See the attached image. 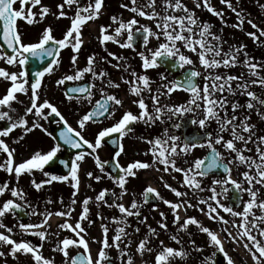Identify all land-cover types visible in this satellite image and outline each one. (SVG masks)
<instances>
[{
  "label": "snow or ice",
  "instance_id": "6c2138e0",
  "mask_svg": "<svg viewBox=\"0 0 264 264\" xmlns=\"http://www.w3.org/2000/svg\"><path fill=\"white\" fill-rule=\"evenodd\" d=\"M220 2L236 16L237 22L232 27L244 30L246 23L255 31H246L245 35L258 47H264V40H261L264 27L245 17L240 0H236L235 6L232 0ZM257 3L264 9V3L260 0ZM130 5H120L133 13L129 19L112 15L110 24L99 25L97 39L107 55L97 59V54L93 53L87 57L86 65L80 67L78 54L84 43L82 28L103 15L105 0H60L55 12H50L42 0H0V62L16 69L0 67V83L4 85V91L0 92V171L8 174V179L0 182V197L8 196L0 200V261L7 264L8 257L19 260L21 256H28L33 264H55L53 258L45 257L41 252L43 242L51 236L59 237V232H50V218L53 215L72 216L75 211L72 205L77 202L76 195L81 186L82 165L88 157L94 160L103 175L87 171L86 177L96 182L107 177L114 185V189H102L95 196L97 207L114 208L119 215L111 217V223L116 225L111 237L108 235L109 226L101 223V238L86 239L88 233L81 222L86 220L91 225L95 221L90 219L89 208L93 198L85 197L76 222L72 224L65 219L57 225L58 229L70 231L75 237L58 239L52 248L53 252L62 255L63 264H135L137 256L142 264H148L145 254L152 257L151 264H187L193 252L202 257L201 264H215L216 252L203 256L204 249L191 238L189 225L207 235L209 244L223 253L227 264H235L216 232L203 226L195 217H187L181 222L180 213L193 207L210 220L231 224L237 231L233 233L224 227L225 239L242 246L253 264H264V135L257 132V126L252 122V113L264 121V60L251 56L243 43L225 49L227 41L212 30L209 22L201 21L183 0H130ZM195 7H203L227 26L223 10L218 11L209 0H196ZM49 14L70 21L63 37L55 38L49 26L35 40H26L18 21L33 25L38 22L37 16L42 21ZM137 17L151 24L141 23ZM151 40L156 42L155 46H149ZM109 42L121 49L132 50L139 57L141 71L133 69L127 57L110 51L107 48ZM66 48L72 53L69 68L72 74L60 75L54 80L55 86L83 81L86 75L89 77L87 83L65 88L63 92L67 101L74 100L77 105L88 106L76 120L75 127L47 97L46 77H53L61 68V50ZM102 63L122 69L131 79L121 76L119 81L112 80ZM161 67L165 71H183L172 80L165 72H158V80L149 75L150 70ZM237 67L246 69V72L228 71ZM121 83L128 85L129 93L136 97L131 103L138 111L124 110L116 119L117 111L124 108V101L109 89L119 90ZM254 86L259 91L253 90ZM176 92L187 93L188 99L179 104L171 103ZM21 96L26 99L22 100ZM239 97L246 99L242 102ZM41 121L54 123L55 130L49 131ZM109 121L112 122L108 126L91 133L93 139L86 138L85 133L91 132V126ZM136 123L148 128L159 126L161 131L152 138H143L150 145L145 153L151 154L150 162L133 160L124 166L119 159L126 152L123 140L133 132L132 126ZM189 125H195L198 131H181ZM17 129L22 130V135L13 138L11 134ZM34 130L49 137L53 142L51 147L47 151L36 150L17 161V148L13 145H20ZM103 142L114 146L111 160L102 161L98 155ZM63 148L72 150L69 160L58 161L68 170L67 174L54 175L45 171L46 165L57 162L58 153ZM197 149H206V154L196 157L194 152ZM107 165L111 168H106ZM147 169L178 173L182 177L181 186L191 190L193 195L205 191L210 195L206 199L198 198L194 205L186 198L188 191H180L164 181L163 186L174 193L177 201L164 199L151 185L143 189L138 200L135 192L127 187L128 178H136L138 171ZM234 171L238 178H233ZM36 172L42 173L46 179L37 181ZM24 175L30 177L29 183L36 192L53 182L68 183L73 192L66 210L55 213L46 208L40 210L19 186ZM213 176L218 178L211 179L210 186H203L204 178ZM176 178L172 176V179ZM160 179L163 181V176ZM87 187L92 185L89 183ZM245 194L248 199H244ZM126 196L130 198L127 204L124 202ZM152 200L161 201L172 212L175 232L168 239L179 247L165 244L159 238L161 232H169L164 211H159L161 219L157 221L161 231L147 223L148 217L143 215L142 209ZM52 203L51 199L46 200V204ZM59 203L63 204V197ZM157 209L158 205H153L151 211ZM221 212L239 218V223L235 219H225ZM7 215L13 216L18 223L9 227L4 223ZM96 216L101 221L108 219L100 212ZM22 217H39V220L24 223L20 222ZM129 218L147 229L136 242L134 251L132 237L141 229L133 227V220ZM16 228L18 233L14 231ZM180 233H188L187 241ZM28 236L37 237L41 243L33 244ZM90 241L100 246L95 257ZM71 249H77L74 255ZM112 249L117 253L115 257L110 254Z\"/></svg>",
  "mask_w": 264,
  "mask_h": 264
},
{
  "label": "flooded vegetation",
  "instance_id": "af4514ba",
  "mask_svg": "<svg viewBox=\"0 0 264 264\" xmlns=\"http://www.w3.org/2000/svg\"><path fill=\"white\" fill-rule=\"evenodd\" d=\"M55 3H58L59 0H53ZM141 2H143V0H141ZM128 3L129 6L130 5V0H124V1H120V3L113 1L111 2V6L110 3L108 1H105V7H111L110 11L112 12L113 10V6H120L121 4H125ZM116 4V5H114ZM118 11L120 12H116L114 14H110L108 12V14L102 15L99 19H98V27H96V31H93V25H95V22H88L83 28H82V37H86L88 38V42H86V44L81 46V51L78 54V61H79V66L83 67L86 65V60L87 57L93 53L97 54V59H99V57L101 56H106L107 53L104 51L103 47L99 44L97 36H98V28L99 25H108L111 23L110 21V17L112 15H117V16H121L127 20L129 19L132 15H124L121 9H118ZM138 19H140L141 23L147 24V23H151L150 21H147L143 18L137 17ZM66 18H59V19H55L54 24L52 25V30L54 31V29L59 28L58 31H54L53 35L55 36V38L60 39L63 37L65 31L67 30V26L63 23L64 20ZM81 37V38H82ZM156 42L154 40L150 41V47L151 46H155ZM107 48L116 53L117 55H122L124 57L128 58L129 63L131 64L132 68L135 69L137 72H140V60L139 57L135 55V53L132 50H128V49H121L118 47V45L116 44H112V43H108L107 44ZM72 55L71 53V49L70 48H66V49H62L61 50V56H62V66L60 69H58L57 73L53 76V77H49L48 82L53 83L54 84V80L56 78H59L60 75L62 74H72L71 71H69L70 68V56ZM109 59H111L109 57ZM113 64L116 63V61H112ZM121 63H123V61H121ZM101 66L110 74V77L112 80L114 81H119V78L121 76H125L127 79H131V76L129 75V73H125L123 72V70H118L115 67H111L106 63H102ZM179 70V73L181 74V72L183 70ZM158 72H165V75L168 76L169 80H172L174 78L177 77L176 74H173L169 71H165V69L163 67L159 68V69H155V70H150L149 71V75L158 80ZM89 80V77L86 75L85 79L83 81H79V82H66L65 85L63 86H58L60 88L61 92H64L65 88L68 87H72V86H79L80 84L83 83H87ZM98 83V82H97ZM153 88H155V85H153ZM110 92H114L118 98H121L124 101V108L117 111L116 113V119H119L122 111L124 110H128L130 109L131 111H133L134 113H136L138 111V109L136 108V106L134 104L131 103V101L133 99H135L136 97L132 96L129 93V86L125 85L123 83H121V88L119 90L116 89H109ZM145 97L147 98V93H145ZM188 99V94L184 93V92H176L173 94L172 100L170 101L171 103H183ZM66 100V99H65ZM147 103H149V105L151 104L150 100H146ZM64 106H66L63 110V114L66 116V118L69 120H72V123L74 126L76 125L75 122L76 120L79 118L80 115H83L84 112L87 110V105H77L76 102L73 101H67L64 104ZM191 115V114H189ZM112 121H109L107 123H102L99 125H93L91 126V132H86V138L88 139H93L92 136V132L98 131L100 128L106 127L108 126ZM133 127V132L128 134L124 140H123V144L125 147V154H122V156L119 158L120 159V163L124 166L127 165V163L132 162L133 160H139V161H145V162H150L152 157L151 154H145L147 153L150 145H148L147 143L144 142L143 138H152L153 136H156L159 134V132L161 131V128L159 126L157 127H153V128H148L145 125H143L142 123H136L135 125L132 126ZM213 127H215V125L213 124ZM186 129L189 130V132L191 131H198V128L195 125H189L188 127H185L183 129H181L182 132H185ZM262 135H264L263 131H262ZM206 149H197L194 152V155L196 157H202L206 154ZM61 152H63V149L61 150ZM60 152V153H61ZM60 153H58L59 156ZM114 153V146L107 143V142H103L102 143V147L100 149H98V155L100 157V159L102 161L104 160H111V157L113 156ZM59 159L57 160V162L54 164V169H48L50 171H52L53 174L55 175H65L64 171L66 168H64L62 165H59ZM162 167V166H161ZM106 168L110 169L111 165H107ZM93 173L95 175H103L99 172V169L96 168L95 166V162H94V171ZM175 175L177 178L176 179H172V176ZM163 176L164 180L161 181L160 177ZM0 178L2 179L3 176L0 175ZM213 178H218V177H207L204 178L203 180V186H210V180ZM233 178H238L236 172H233ZM129 179V183L127 184V187L130 190H133L136 194V198L138 200L141 199V192L143 191V189L148 186L151 185L152 187L156 188L157 191L160 193V195L164 198V199H168L170 201H177L178 198L174 195V193H172L169 189L165 188L163 186L164 181H166L168 184L172 185V187L177 188L180 191H188L189 195L188 197H186L187 199L191 200V202L195 205L197 202L198 198H207L210 193L205 191L203 193H195V195H193L192 191L182 187L181 186V180L182 177L180 174L178 173H164V172H158L155 171L153 169H147V170H140L137 173V177L136 178H128ZM89 180V179H88ZM4 178L2 180H0V182H3ZM62 184V183H61ZM94 185H95V191H96V195L99 193L100 190L102 189H114V185L112 183L111 180H109L107 177L103 178L101 181L96 182L94 181ZM20 187H23L24 189L27 188L29 191H26L28 193V199L34 203L38 202L40 203L41 201V206L42 209H47L49 211H51V205L52 204H46V200L51 199L53 201L54 197V192L53 190L50 191H46L45 188L40 191V192H36L35 190H33V188L31 187L30 184H28L27 186H23V185H19ZM246 186V185H245ZM61 188L64 190H68L69 189V185H65L62 184ZM117 192L119 191L118 189H115ZM45 191V192H44ZM50 193V197L45 198L46 197V193ZM262 194H264V189H262ZM229 196H231V192L229 193ZM107 198V197H106ZM129 197H125L124 198V202L127 204V202L129 201ZM244 199H248L247 195H244ZM0 200H3L2 197H0ZM119 202V201H118ZM225 203H228L227 200L224 201ZM95 204V212H100L102 213V215L104 217H107L108 219H105L103 221H101L100 219H98L99 221L103 222L104 224L109 226V231L112 232V235L114 234V228L116 227V225L111 223V217L114 215H119L117 210L114 208H108L104 205H101L99 208L97 207V202H94ZM153 205H158V209L157 211H151V208L153 207ZM199 207H204V205H199ZM240 208H242V205L240 206ZM240 208H237V210H240ZM159 211H164L166 213L165 216V220L168 223V227H169V232L165 233L168 236H170L171 234H173L175 232V225L173 223V214L172 212L168 209L167 205H164L161 201L158 200H152L150 201V203H148L147 205H145L142 209L143 215L148 217V221L147 223L149 225H151L153 228H156L158 231H161L159 229V226L157 224V221H159L161 219V217L159 216ZM199 210L196 207L193 208H189L187 209V212H181V222H183V219L187 218V217H195L197 218V215L199 214ZM258 212V210H257ZM130 220H133V227L139 226L141 231L139 234H136L132 237L133 239V244L131 245V248L136 246V242L143 237V235L146 233L147 229L145 227V225L143 224H137V222L133 219V218H129ZM33 217H22L20 222H24V223H28V222H33ZM16 222V224L18 223V221L16 219L13 218V216L11 215H7L4 218V223L7 225H10L9 227L15 225L12 222ZM101 225V224H100ZM18 229V228H17ZM129 231H131V229H128ZM198 228L194 225H189V229L188 232H190L192 234V239L195 240V233L198 232ZM163 233V232H161ZM197 234V233H196ZM180 235L183 237V239L185 241H187L188 237V233H180ZM172 242V241H171ZM195 242L197 243V240H195ZM37 244V243H35ZM170 246L173 247H179L178 245H175L174 242L173 244H169ZM197 245V244H196ZM185 247H187V245H185ZM75 254V253H74ZM73 254V255H74ZM110 254L115 257L117 255L115 249L110 250ZM96 255V254H95ZM195 257V259H198V254L196 253H192V257ZM11 258V257H10ZM146 261H151L152 257L149 256L148 254H145ZM20 264H33V262L31 261V259L28 256H21L19 260H17ZM9 263V262H8ZM0 264H2V261H0ZM188 264V262H187Z\"/></svg>",
  "mask_w": 264,
  "mask_h": 264
},
{
  "label": "rangeland",
  "instance_id": "374dc122",
  "mask_svg": "<svg viewBox=\"0 0 264 264\" xmlns=\"http://www.w3.org/2000/svg\"><path fill=\"white\" fill-rule=\"evenodd\" d=\"M105 1H108L110 3V6H111V2H113V1L120 3V1H124V0H105ZM59 2H60V0H59ZM183 2L190 9L202 10L201 12L203 14H205V12H204L205 9L203 7H201V8L195 7L196 0H183ZM209 2L217 4L218 6H216L214 8H216L218 11L222 9L223 11L228 13V18H225L226 23L232 21L231 24L233 25L237 22L235 14L232 13L229 9H227V7L224 4H221L220 0H209ZM232 2H233V5L235 6L236 0H232ZM42 3L50 8V12L57 11L55 6L58 3H55L53 0H42ZM260 3H264V0H260ZM114 5H116V4H114ZM118 5L113 6V9H115V10H113L112 12L110 11L111 7H104L103 15L108 14V12L110 14H114L116 12H119L118 9H121L122 10L121 13H123L124 15H133V13L129 12L128 10H126L124 8H121ZM240 7L243 9L246 18H251L254 21H258L256 23L258 25H260L261 27H264V24L263 25L260 24V20L262 18H264V9H261L259 7L257 0H240ZM33 11H38V9H33ZM231 15H232V18H231ZM225 17H226V15H225ZM55 19L56 18L53 15L49 14L42 21H40L38 16H37L38 22L34 23L33 25H27L23 21H18V23L21 25L23 31L26 34L25 39L26 40H35L42 33L44 28L49 27V26H51V28H52V25L54 24ZM202 19H203L202 21H207L212 25L213 31H214V26L218 27L219 31L218 32L214 31V32L221 35L222 38L227 41V44L224 45L225 49H227L229 45H232V44L238 45L240 43H243L247 46L246 50L249 52V54L251 56L255 57L256 59L260 60V57H258V56H260V53L262 55L264 54V51H262L264 49V47H258L256 44L253 43V41L250 37L245 35L246 31H255L246 23L243 25L244 30H239V29L233 27L234 29H236V31L231 32L230 30L225 28L224 24L220 23L219 19L216 16H213L212 14L209 15V13H208L207 15L203 16ZM215 21H218V22L215 23ZM63 23L67 27H69V25H70V21L68 19H65ZM147 24H151V23H147ZM96 27H98V20L95 22V25H93V31H96ZM221 29H222V31H221ZM58 30H59V28H57V25H56V28L54 29V31H58ZM82 40L84 41V43L82 45H84V44H86V42H88V38H86V37H82ZM261 40H263V39L261 38ZM193 59H195V57H193ZM0 67H6V68H9V70H16V69H12L11 66L4 65L2 62H0ZM48 79H49V77H46L47 97L50 99V101L52 103L56 104L59 107L61 112H63L64 108L66 107V106H64V104L66 103V100H65V97L63 96V92L60 91V88L58 86H55V84L48 82ZM3 91H4V85H3V83H0V92H3ZM20 98L22 100L26 99L23 96H21ZM70 122L72 123L71 119H70ZM252 122L254 124H256V126H258V123H261V122L264 125V121H260V118L255 113H252ZM0 123H2V122H0ZM41 123L44 124V126L47 127L49 129V131H52V129L54 127H56L54 123L49 124L48 122H45V121H41ZM262 124H261V127H262ZM75 126L73 125V127H75ZM262 128L264 129V127H262ZM258 133L261 134V132L259 130H258ZM11 135L13 136V138H16V137L22 135V130H20V129L14 130L13 134H11ZM52 143H53L52 140L49 137H47L46 135H44V133L40 132L39 130H34L32 133L25 136L24 140L21 141L20 145H13L14 147L17 148L18 155L16 156V160L19 161L20 159L27 158L32 152H34L36 150L47 151L51 147ZM249 146H251V145H249ZM247 154L251 155L252 153H247ZM4 155L6 156V154H4ZM0 162H2V158H0ZM45 171H48L50 174H53L52 171L48 170L46 167H45ZM87 171H92V172L94 171V160H92L91 158H88V157H86V162L82 165V171L80 173L81 186H80L79 192L76 195V201L77 202L75 205H72V207L75 209V211L72 213V216L70 218H67V217H59V216L53 215L50 218V223L52 225L50 232H59V237L51 236L48 240L43 242V248L41 249V252L43 253V255L45 257L53 258L55 260V264H63L62 255L58 252L52 251V248L57 243L58 239H63L64 237L75 238L72 232L67 231V230L61 231L60 229L57 228V225L60 223H63L65 219H68L69 223L74 224L79 217V213L82 210V203L81 202L83 201V199L85 197H92L93 198L89 202V208H90V219L95 221L91 225H89V223L86 220L81 222L82 226L86 229V231L88 233V236L85 238L86 239H89L90 237H95L97 239L101 238L102 229H101L100 224L103 222L99 221L97 219V216H96L95 207H94L95 206V204H94L95 199L94 198L96 196L95 185H94V181L88 180V178L86 177L85 173ZM0 175L3 176L4 180L8 179V174L6 172L0 171ZM2 179L0 178V180H2ZM35 179L37 181H40L41 179H46V177H44L42 175V173L36 172L35 173ZM29 180H30V177L27 175H24L20 179L19 185L27 186L28 184H30ZM61 183L65 184V185H69L68 183H63V182H53L52 185H45V187H44L46 191L51 192L53 190V192H54L53 205H51V211L53 213H55L56 211L66 210V206H68L70 204V201L72 199L73 189L69 185V189L64 190L61 188V185H62ZM89 183L92 185L91 188L87 187V185ZM25 191L30 192L31 190L25 188ZM50 196H51L50 193L47 192L45 198H48ZM61 197H63V204L59 203V199ZM2 198L7 199L8 196H4ZM38 206H39L40 210H44V209H42L41 201H40V203L38 202ZM221 215H223L225 217V219H227L229 221L235 219L236 222L239 223V218L231 217L229 214L223 213V212H221ZM52 218H55L54 222L52 221ZM196 219L203 226L208 227L210 230H212L218 234V236L224 242L225 251L228 253V255L230 257H232V259L235 261V264H253L250 256L246 254V252L244 251L242 246L233 244L231 241L225 239V233L223 232L224 227H228V229L230 231H232L233 233H235L237 231V229L232 228L231 224L223 225L218 221L210 220V219H208L207 216H205L201 212H199ZM38 220H39V217H33L32 221L37 222ZM12 223L16 224L15 221ZM8 226H10V225H8ZM14 231L18 233L19 229L16 228V229H14ZM196 233H195V237H196L195 240H197L196 244L204 249L203 256H211V254L213 252H215L216 249L209 244V240H208L207 235L204 233H202V234H204V236L202 234L199 235V231ZM108 235H109V237H111L112 232L109 231ZM168 237L169 236L167 234L161 233L159 238L163 239L165 244H168V245L173 244V242H171L168 239ZM16 238L19 239V236L17 235ZM27 239L31 240L33 242V244H35V243L40 244L41 243V241H39L38 238L34 237V236H28ZM99 247H100L99 244L91 243V241H90V248H91V252H92L94 257H95V254L97 253ZM132 249L134 251L135 246L132 247ZM79 250L82 251V249H79ZM70 251H71V254H74L77 251V249H71ZM200 259H201V257L199 256V254H198V259H195V257L193 256L188 261V264H201L202 260H200ZM147 262H148V264H151V261H147ZM224 262H225V264H227L226 260ZM7 264H20V263L17 260H13L12 258L8 257L7 258ZM135 264H142V261L139 258V256L136 257Z\"/></svg>",
  "mask_w": 264,
  "mask_h": 264
},
{
  "label": "trees",
  "instance_id": "16d2710c",
  "mask_svg": "<svg viewBox=\"0 0 264 264\" xmlns=\"http://www.w3.org/2000/svg\"><path fill=\"white\" fill-rule=\"evenodd\" d=\"M213 7H216V6H218L217 4H214V3H210ZM194 10V9H193ZM204 10V9H203ZM195 12H196V14H197V16L200 18V20L202 21L203 19V16H205V15H207L209 12H207V10L205 9V14H203L201 11L202 10H194ZM224 12V20H225V18H228V13L227 12H225V11H223ZM211 13H209V15H210ZM225 15H226V17H225ZM231 18H232V15H231ZM264 18H262L261 20H260V24L261 25H263L264 24ZM220 21V20H219ZM218 21H215V23H217ZM231 22L232 21H230V22H228V23H226L227 24V26H225V28L226 29H228V30H230L231 32H233V31H236V29H234L233 27H232V24H231ZM255 23L256 22H258V21H254ZM214 23V24H215ZM220 23H221V21H220ZM222 24V23H221ZM214 31H219L218 30V27L217 26H214ZM222 33V32H221ZM263 40H264V37H261ZM262 51H264V49L262 50ZM258 57H260V60H263L264 59V54L262 55L261 53H260V56H258ZM263 58V59H262ZM228 71H230V72H234V73H236V74H239L241 71H244V72H246V69H243V68H241V67H237V68H233V69H230V70H228ZM253 90H257V91H259V89H256L255 88V86H254V88H253ZM240 98V100L243 102V100H245L246 99V97H239ZM229 99H231V97H229Z\"/></svg>",
  "mask_w": 264,
  "mask_h": 264
},
{
  "label": "water",
  "instance_id": "95a60500",
  "mask_svg": "<svg viewBox=\"0 0 264 264\" xmlns=\"http://www.w3.org/2000/svg\"><path fill=\"white\" fill-rule=\"evenodd\" d=\"M170 72L178 73V69L177 70H171ZM180 75L181 74H179L177 77H179ZM186 133H191V132L186 130ZM65 150H66L65 155H61V156L58 155V159H64V160H69L70 159V154L72 155V150H69L67 148H65ZM47 166L50 167V168H54L53 167L54 164H50V165H47ZM223 258H224L223 253H220V252L216 251V255H215L213 260H214L215 264H222V259Z\"/></svg>",
  "mask_w": 264,
  "mask_h": 264
},
{
  "label": "bare ground",
  "instance_id": "6f19581e",
  "mask_svg": "<svg viewBox=\"0 0 264 264\" xmlns=\"http://www.w3.org/2000/svg\"><path fill=\"white\" fill-rule=\"evenodd\" d=\"M55 218H52V221L54 222Z\"/></svg>",
  "mask_w": 264,
  "mask_h": 264
}]
</instances>
